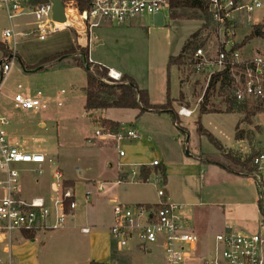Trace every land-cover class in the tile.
Here are the masks:
<instances>
[{
	"label": "rangeland",
	"instance_id": "obj_1",
	"mask_svg": "<svg viewBox=\"0 0 264 264\" xmlns=\"http://www.w3.org/2000/svg\"><path fill=\"white\" fill-rule=\"evenodd\" d=\"M260 1L262 7L250 14V24L260 23V25L254 24L253 28L250 24L242 25L243 27L238 31V39L259 31L258 26L263 31L261 23H264V0ZM163 13L165 20L162 25L155 24L154 16L147 14L138 17L143 25H137L131 29L96 27L91 31L90 42L87 41L94 58L102 59L110 65L120 63L119 65L124 66V69L133 72L140 83L152 82L155 103H164L167 99L166 81L169 56L179 54L188 38L198 29H201L200 34H205L206 40L213 38V33L210 31L214 30L213 27L211 30L201 28V25H204V16L195 9H180L178 10L179 16L174 17L167 9ZM244 17L247 18L248 15L244 14ZM35 24L36 18L32 14L17 17L11 22L6 12L0 8V41L6 44L3 41L5 29L13 28L17 33L30 32ZM120 31L124 33L122 37H119ZM85 36L88 39V34ZM78 45H80L78 33L70 27L51 33L44 40H41L37 33L20 35L17 38L15 47L17 57L0 86V116L10 121L9 136L14 143L17 142L26 151L43 153L53 160L52 166L46 164L42 167L41 176H36L32 170L37 168L35 164H16V168L21 170L19 179L22 196L29 199L40 196L51 197L54 193L51 186L54 182L52 175L55 168L61 167L62 163L69 168L71 176L77 177L75 167L79 166V169L86 171L84 174L83 170L84 178L90 177L94 180L105 181L104 192H125L126 188H133L145 196L153 197L157 193V188L164 186V184L159 185L155 182V174L148 182H133L136 184L132 185L133 187H127L125 183L114 184L118 169L124 163L119 154V151L123 150L128 155L125 158L127 162L145 163L157 158L160 161L163 159L166 165H170L171 171H175L171 172V180L176 188L179 189L182 183H188V187L193 191L174 193L184 203L194 220L196 219L195 222L204 223L214 237L219 232H227L230 228L264 235V223L256 202L260 196L264 197V185L259 187L253 177L237 175L222 168L228 166L238 171L240 168L233 164L229 155L244 160L262 149L264 104L259 111L246 119V123L240 124L242 128L251 127L252 142L247 153L240 149H229L230 147H244V144L238 145L234 137L235 128L242 115L219 112V110H226V104L218 90L212 91L210 97V103L216 110L215 112L204 113L200 116V112L196 111L191 117L180 116L179 125L174 123L172 113L171 115L170 113L146 112L137 116L138 110L129 108H109L104 110L100 116L98 113L90 116L84 109L85 92L83 88L87 83L85 69L75 66L72 60H68L69 58L59 61L51 68L35 72H31L32 69L27 70L24 66V64L34 65L44 56ZM259 51L264 54V37L255 36L248 40L244 54ZM3 55L4 51L0 49V60L3 59ZM171 75L170 90L173 98L178 96L180 87L177 82V72L172 70ZM19 85L22 86L21 89L18 88ZM63 89L66 90L63 95V106H57L54 99ZM19 91L30 95L41 91L51 102L47 109L17 108L13 99ZM201 95V93H195L193 100L196 101ZM257 102L261 101L251 102L249 106ZM262 102L264 103V100ZM174 106L178 109L179 102L173 100ZM245 115L246 113H243V116ZM103 117L118 120L125 127L132 125L141 137L122 140L117 146L112 140H99V144L104 146L94 144L91 138L98 139L95 136L98 124L108 128L102 123ZM199 120L209 132L229 148L218 149L207 135L200 134ZM200 155L204 159L209 158L217 162L210 163L200 160L197 158L201 157ZM135 165V169L140 167L137 166L139 163ZM183 176H187L188 181L182 180ZM201 181H203L202 184ZM203 185H205V191L208 192H199ZM88 189L91 192H98L92 182L79 181L77 183L75 191L78 192V204H81L83 193ZM201 201L204 204H200ZM90 205L89 218L100 225H110L111 228L114 224V204L103 199V195L98 198L93 195ZM103 233L106 231L104 230ZM198 237L196 247L198 256L221 253L222 246L216 239L213 240L211 237L208 242L207 240L202 242V237L200 235ZM14 257L12 250L11 262L15 259ZM0 258L9 262V256L1 249ZM137 264L149 263L143 261Z\"/></svg>",
	"mask_w": 264,
	"mask_h": 264
},
{
	"label": "built area",
	"instance_id": "obj_2",
	"mask_svg": "<svg viewBox=\"0 0 264 264\" xmlns=\"http://www.w3.org/2000/svg\"><path fill=\"white\" fill-rule=\"evenodd\" d=\"M64 2V1H63ZM172 0H91L90 6L81 11L76 0L64 2L65 22H58L53 17V3L51 0H0L8 19L12 22L17 17L32 14L36 18L35 27L30 32L17 33L13 28L3 31V40L12 51L11 59L2 65V80L10 72L17 57L16 43L20 35L37 33L41 40L51 33L63 28H73L80 35H91L92 29L107 23L124 25L140 16L151 14L155 16L163 11L170 10ZM260 0H207V10L211 22L216 26L218 47L215 52L206 46L196 48L187 61L189 67L198 74L207 76L208 83L216 73L228 70L232 78V93L239 103H251L264 100V55L256 54L243 58L236 34L238 31L239 14H250L260 8ZM250 21V19H249ZM108 76L115 81L121 80L122 74L109 69ZM209 85V84H208ZM22 88L21 85L18 86ZM63 89L55 97L57 106H63ZM15 107L23 109H47L51 100L41 91L34 95L19 91L14 96ZM53 101V100H52ZM180 116H191L192 111L186 107L178 110ZM10 121L0 116V247L11 258L12 245L15 234H35L40 231L59 230L67 225V220L78 206L76 191L68 185L67 179L59 167H56L52 178L51 197L25 198L22 196L20 184V169L16 164L32 163L36 176L43 174L44 165L52 166L53 160L39 152H29L13 142L9 136ZM95 136L101 141H114L117 146L122 140H133L141 137L132 126H121L113 132L98 124ZM124 156L123 150L119 151ZM251 164L259 179L264 178V147L257 151ZM160 165L154 160L147 167ZM145 166V165H144ZM141 167L132 168L130 173L136 181L140 179ZM80 173L81 170L77 168ZM155 174V182L163 185L164 181L159 172ZM150 179V178H149ZM149 179L147 181H149ZM38 180V179H37ZM122 180H118L121 182ZM98 190H104L101 183ZM160 201L156 204L129 205L114 200V224L110 233L117 246L125 247L131 239L137 237L144 248L161 244L166 261L165 264H187L188 260H198L203 264H264V235L244 230H229L216 235L221 244L219 255L207 254L198 256L196 247L198 235L189 230L185 221L179 216V205L171 202L166 196L164 186L158 188ZM87 191L86 198L89 199ZM89 232L88 227L82 228ZM0 264H11L3 262Z\"/></svg>",
	"mask_w": 264,
	"mask_h": 264
},
{
	"label": "crops",
	"instance_id": "obj_3",
	"mask_svg": "<svg viewBox=\"0 0 264 264\" xmlns=\"http://www.w3.org/2000/svg\"><path fill=\"white\" fill-rule=\"evenodd\" d=\"M140 17H143V16H140ZM249 19L251 21V16H250V18L249 17L246 18V17H244V14H239L238 31H240V28L243 27L242 25H244V24L249 25L251 23L249 21ZM140 22H141V19L136 18L135 20H132L131 22L126 23L124 25H116L113 23H107V24H104L100 27H103V28H105V27L115 28L116 27V29L124 30V29H131V27H134L137 25H143ZM254 24L257 25L260 23H254ZM254 24H252V25L250 24V26H252L251 28H253ZM261 24L263 25V31H264V23H261ZM211 27L214 28L213 31H210L213 33V38L206 40V38H204V36H205L204 33L200 34V38L202 41L205 42L206 48H210L211 51L215 52L216 48L218 47L217 37H216V26L214 23L211 22V24L207 27L208 30H211ZM201 28H203V25H201ZM199 30H201V29H198L197 31H199ZM238 31L236 34V40L238 43L243 41L246 36L251 34L250 33V34L244 35L243 36L244 38L238 39L237 38ZM251 31H252V29H251ZM119 33H120L119 37H122L124 35V33H122V31H120ZM90 36L91 35H89L88 39H87L84 34L80 35L78 33V43L82 46H86L87 41L89 40V42H90V39H91ZM256 36H258V35H256ZM88 46H89V43H88ZM245 46L241 47V53L243 55V58H245V59L252 57L256 54L264 55L260 51L254 52L252 54H244ZM89 49H90V46H89ZM91 53H92V51L90 52V60L91 61H93L95 63L102 64V65L108 67L109 69L117 70L122 75L127 74V75L132 76L137 81L140 88L147 89L149 91L151 101L153 103H155V101L153 100L152 82L149 83V81H147L146 83H140L137 80V77L134 75V73L133 72L131 73V71L124 69L125 67L122 65H119L120 63H115V65H110L109 63H107L106 61H104L102 59L94 58ZM64 59L65 58L61 59V61ZM68 60L70 61L71 58H69ZM51 67H49V68H51ZM182 68H186L187 70L183 69L184 70V73H183ZM39 70H42V69H39ZM172 70H175L177 72L176 77H177V82H178L179 87H180L177 97L172 98L171 90H170V96H171L172 100H175V101L179 102V104H180L178 109L174 106L175 111L178 114L179 108L183 106V107H186L187 109L191 110L192 115H194L196 111L200 112L201 101L203 99V96H204V94L208 88V84H209L207 81V76L204 74H198V73H195L194 71H192V69L189 67L188 63H185L183 65H174L171 69V72H172ZM30 71L35 72L32 70H30ZM36 71H38V70H36ZM171 77H172V75L170 73V79L168 78V71H167V81H166V95H167L166 98L167 99H166V101L168 100L169 82H170V86H171ZM84 88H83V90H84ZM84 92H85V90H84ZM195 93H201L202 94L199 98H197L196 101L193 100L195 97L194 96ZM155 104H162V103H155ZM209 107L213 108L211 106V103H210ZM219 112H225V111L219 110ZM97 113L100 116V114H103V111H100ZM164 113H170V112H164ZM225 113H227V112H225ZM240 114L242 115L241 120H243L245 116H243V113H240ZM178 116L180 117L179 114H178ZM191 116H187V117H191ZM183 117H186V116H183ZM103 119H109V118L103 117ZM111 120H113V119H111ZM114 121L120 122L118 120H114ZM243 122H245V121H243ZM120 123L122 126L123 123L122 122H120ZM240 128L247 130V131L248 130L250 131V129H251V127H246V128L240 127ZM235 133H236V128H235ZM234 137H235V134H234ZM91 139L93 140L94 144H96L98 146H104V145L99 144L100 139H96V138H91ZM94 139H96V140H94ZM251 142H252V138L250 140H248V139L236 140V143L238 145L244 144V147H239V148H232V147L229 148L227 146H224L222 143L221 144H222L223 148H229V149H233V150L234 149H236V150L240 149V151L247 153L251 148ZM263 147H264V144H263ZM127 156H128L127 154L122 156L124 163H123V166L120 169H118L117 179H116V181H114V184L125 183L127 187H133L132 185H136V184H133V182L136 181V178H135V176H132V175L130 176V174H131L130 170L132 168H134V166H136L135 163H139V165H137V166H143V165L149 166L154 160H159L157 158H154L153 160H151L149 162H145V163H140V162L132 163V162L125 161V158H127ZM197 158H199L200 160H206L207 162H210V163L211 162H213V163L217 162V161H214L213 159H209V158L204 159V157H202V156L197 157ZM159 162H160V167H162V169H165V173L167 176L166 182H164V186H165L164 188L166 190V196L171 202L179 205L177 212H178L179 216L185 221L189 230L196 233L197 235H200L202 237L201 238L202 242H203V240H207V242H208L209 240H211V237H213V240L216 239V235L214 237L212 234H210L211 230L206 228L204 226V223H198L197 221L195 222L196 219L194 220V217L192 216L191 213H189V211L186 208V206L184 205V203L182 201H180V199L178 198V195L176 193H174V192H193L188 187V183L180 184L179 189H177L174 182H172V180H171V172H175V171H171L170 165H166L164 163L163 159H162V161L159 160ZM227 167L228 166H224L222 168L231 172V173L237 174V175L248 176V175H245L242 173L233 172V171L227 169ZM59 168L63 172L64 177L67 179V182L73 183L72 186L74 188H76V185L79 181H88V182H90V183L92 182L94 184V186L96 187V191H98V192H91L88 189L87 191L90 192V196H89L90 198L89 199L86 198L87 192L83 193V200L81 201V204H78L74 213L68 217L67 225L64 228L59 229V230L40 231V232L33 234L32 236H26L25 233L24 234H18V233L15 234L14 235V242L12 245L13 255L15 256L14 257L15 259H12V262H11V258H10L9 262L11 264H87L91 261L114 263V264H137V262L140 263V262L144 261V263L148 262L149 264H165L166 256H165V253H164V250H163V247L161 246V244H155V245H152L150 248H144L141 246L139 239L137 237H134L133 239H131L129 241V243L125 247L120 248L117 246L116 241L111 236L110 225L109 226L100 225L98 223L93 222L89 218V212H90V207H91L90 204L92 203V196L93 195L95 196V198H98L99 196L103 195V199H105L109 203H113V204H114V200L129 204V205L141 204V203L156 204L161 200L159 195H158V188L156 190L157 193L153 197L145 196L142 192H138V191L134 190L133 188H126L125 192H104V190H102V191L98 190L97 184L101 183L104 186L106 182L105 181L103 182L100 180L98 181L96 179L94 180V179H91L90 177L84 178L82 176L84 169L83 170L80 169L81 172L79 173L77 170V168H80L79 166L75 167V169L77 170V174H76L77 177L71 176L69 168L64 166L62 163H61V167H59ZM150 168H152L156 172L154 167H150ZM180 168H182V167H180ZM177 172H179V171H177ZM84 174H86L85 170H84ZM248 177H251V176H248ZM119 179L122 181L118 182ZM182 180L188 181L187 176H183ZM255 181L257 182L256 179H255ZM128 182H132V183H128ZM202 182L203 181H201L200 183L202 184ZM263 183L264 182H262V184ZM199 192H208L207 190L205 191V185H203V187L200 188ZM75 193H76V199H77L78 192H75ZM201 199H202V197H201ZM258 199L256 200L257 204H258ZM200 204H204V202L201 201ZM193 205H195V204H193ZM84 227H88L90 229V231L89 232H83L82 228H84ZM104 230L106 231V233H103ZM229 230H241V229H231L230 228V229H228V231ZM219 233H222V232H219ZM0 249L3 250L2 246ZM0 260L3 262L6 261V260L4 261V259H1V258H0ZM13 260H14V262H13ZM187 264H203V263H200L198 260H188Z\"/></svg>",
	"mask_w": 264,
	"mask_h": 264
},
{
	"label": "trees",
	"instance_id": "obj_4",
	"mask_svg": "<svg viewBox=\"0 0 264 264\" xmlns=\"http://www.w3.org/2000/svg\"><path fill=\"white\" fill-rule=\"evenodd\" d=\"M46 0H38V2ZM64 2L69 0H63ZM81 11L87 9L90 6L91 0H76ZM180 9H195L200 11L204 16V25L203 29L207 28L211 24V19L207 10V0H172L170 11L172 17L179 16L178 10ZM260 25V24H259ZM259 34L258 36L264 37V32L262 28L258 26ZM201 30L193 33L190 38L185 42L181 52L178 55H171L167 63L168 78L170 79L171 69L174 65H183L189 60L190 54L198 47L204 46L205 42L201 40L200 34ZM255 31L250 37H245L243 41L238 43L235 48H241L246 45L248 40L255 37ZM0 49L4 51L3 59L0 60V82L2 80V65L6 59L10 60L12 51L8 47L7 43L4 44L0 41ZM8 56V58L6 57ZM63 58H71L72 63L80 68L85 69L87 74V83L84 88L85 90V105L84 109L87 114L93 116L95 113L104 111L109 108H129L138 110V115L141 116L146 112H155V113H164L170 112L173 114V120L175 124L179 125V116L173 107V100L170 96V82L168 89V100L162 104H155L150 99V94L147 89L140 88L137 81L130 75H122L121 80L115 81L108 76L109 68L95 63L90 60V49L89 46H72L70 49L56 52L50 55L43 57L39 62L34 65L24 64L27 70L40 68L48 69L49 67L55 65ZM232 78L231 73L226 69L222 72L216 73L212 76L208 88L203 96L201 101L200 115L204 113L215 112L216 110L209 107L210 105V96L211 92L219 90V93L224 97L226 104L227 113H246L243 120H241L237 127L235 133L236 140L251 139V132L240 128V123L246 121L250 115H254L257 111L260 110L262 103H253L252 106H249V103H239L237 102L232 93ZM251 107V108H250ZM102 123L106 125L111 131L117 132L121 127V123L111 120L103 119ZM198 131L202 135H207L210 141L218 148L223 150L221 142L209 132L201 123L198 121ZM255 153L251 154L248 158L242 160L239 157H234L229 155L230 160L234 165L238 166L240 170L236 171L230 167L227 169L242 173L251 177H254L258 186L262 187V179H259L255 174V169L251 164L252 158ZM156 172H159L162 176L164 182H166L167 176L165 169H162L160 165L154 166ZM152 168L147 166L141 167L140 179L144 182L150 178L153 173H156ZM68 185H73L72 182H66ZM258 205L262 214V221L264 223V197L260 196L258 199ZM26 236H32L33 234L25 233ZM87 264H114L106 262L91 261Z\"/></svg>",
	"mask_w": 264,
	"mask_h": 264
},
{
	"label": "water",
	"instance_id": "obj_5",
	"mask_svg": "<svg viewBox=\"0 0 264 264\" xmlns=\"http://www.w3.org/2000/svg\"><path fill=\"white\" fill-rule=\"evenodd\" d=\"M53 3V17L58 22H65L66 16H65V5L63 0H51ZM154 22L157 25H162L164 23V16L162 13H158L154 16ZM256 35L259 34V31L255 32ZM40 68L32 69V71L39 70Z\"/></svg>",
	"mask_w": 264,
	"mask_h": 264
}]
</instances>
